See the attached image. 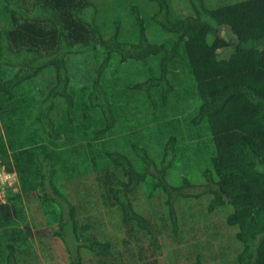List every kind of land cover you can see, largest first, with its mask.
I'll return each instance as SVG.
<instances>
[{
    "label": "trees",
    "instance_id": "obj_1",
    "mask_svg": "<svg viewBox=\"0 0 264 264\" xmlns=\"http://www.w3.org/2000/svg\"><path fill=\"white\" fill-rule=\"evenodd\" d=\"M213 1L208 7L205 0H187L182 14L168 0H117L116 13L109 14L111 0H0V166L16 171L22 197L29 195L31 179L38 182L35 200L46 203L56 226L48 232L68 264H149V253L168 252L172 240L181 244L184 224L194 238L219 239L218 227L207 222L217 219V225L235 229V264H264V0ZM124 65L146 75L132 89L144 93L156 113H165L171 96L177 102L188 93L198 98L191 126L205 124L208 140L192 149L195 154L184 157L171 132L158 162L137 132L129 146L138 168L121 150L94 152L81 165L41 153L45 144L69 142L67 133L75 129L95 145L114 130L121 122L115 100L131 86L103 82ZM174 66L187 75L181 87L170 81ZM80 100L91 110L83 128L73 117ZM45 104L50 107L40 112ZM99 121L106 124L94 131ZM63 168L76 170L73 178L92 172L99 196L62 193L52 177ZM146 183L158 196L141 213L128 196ZM5 193L0 224L22 199L10 189ZM99 207L97 217L90 214ZM178 208L185 213L181 220ZM17 239L0 241V264H19ZM184 248L188 253L180 249L179 256L170 251L172 263L203 264Z\"/></svg>",
    "mask_w": 264,
    "mask_h": 264
},
{
    "label": "rangeland",
    "instance_id": "obj_2",
    "mask_svg": "<svg viewBox=\"0 0 264 264\" xmlns=\"http://www.w3.org/2000/svg\"><path fill=\"white\" fill-rule=\"evenodd\" d=\"M92 1L94 3H99L97 5H101L100 2L103 0ZM168 2L172 6L173 11L175 5H177L178 7L180 6V9H182V11H180L182 14L187 12L189 5L187 0H168ZM116 3L117 0H111L109 14L116 13ZM205 3L208 7H213L217 2L213 0H205ZM137 4L139 5L138 9L142 11L145 3L142 2ZM151 7L152 10L155 9L153 4ZM124 9L125 11L129 10L127 6H125ZM126 19L127 18L123 17V20ZM2 24L4 25L5 23L2 22ZM123 68L124 70L120 71V69ZM171 70L172 75L169 76H171L170 81L172 85L181 87L185 83L184 80L187 79L184 69H181V66H174L173 68L171 67ZM145 79L146 75H143V71L141 73V69L128 65L120 66L116 75H112L111 73L107 75V80L105 79L103 82L104 85L112 83V81H117L120 85H128L126 84L128 82L131 87L126 88L124 92H120L119 95L122 97H118L117 100H115V103H117L116 110L121 117V122L118 125H114V128H112L114 130L109 129V132L103 133L101 139L99 140V144L95 145L94 142L90 140L91 137L88 134H85L83 129H75L72 130V132L67 133L69 139L66 140H69V142H62L59 145L54 146H51V144H45L41 153L50 154L55 159L60 158L62 160L63 157L73 159L81 165L82 159L84 157L90 159L94 152L98 153L100 150L103 152L121 150L125 156L133 161V165L138 168L142 164L137 162L139 159L131 152L129 144L132 143L131 140L135 139L136 141L135 136L137 135V132H139L138 136L140 137H138V140L140 142L144 139V143L148 148L147 152L153 161H159L162 155V142L167 139L170 134L178 135L179 141L177 145L180 152L182 151V155L184 157L195 154L192 149H194L197 145L199 146V144L204 140H208L205 124L200 125L198 128H192L191 126L192 120L196 114V109L199 105L198 98L194 94L191 95V93H188L185 94V97H179L178 99L181 102L178 101V103L175 99L177 95L171 96L173 98L170 103L171 106L167 108L165 113H156L155 107L149 105V100L145 94L132 89L133 85L143 82ZM117 89L119 88L117 87ZM80 101L81 105L78 103L73 105L76 111V113L73 114V117L75 116V122L80 124V127L83 128L82 123L86 122L89 117L91 118V115H86V112L91 110L87 102L85 103L82 100ZM98 101L102 102L103 98L99 96ZM120 101L123 102L122 105H120ZM82 104H87V106L83 109H78L79 107H83ZM49 107L50 106H46L45 104L40 112H46ZM59 113H62V109ZM63 117L67 116L63 114ZM55 121H57V119H55ZM105 124V122L100 123L99 121L98 124H94L96 127H94L93 130L97 131L102 129ZM160 129H162L165 134L163 139L160 136ZM169 132L171 133L169 134ZM128 134L133 135V137L128 139ZM197 136H200L199 139ZM92 139H94V136ZM11 152L12 151L8 149V156H10ZM24 154L25 153L23 152V155ZM24 156L28 157V155ZM52 161L53 160H51V162ZM9 162L11 166L14 167L13 159H9ZM3 165L4 166H0V202H5V190L7 189H10L13 195L22 197L24 186L22 183L20 184L16 171L13 170L12 173L6 172L5 169L7 168L5 164ZM75 173L76 170L71 168L59 169L52 179L57 185V188L65 195L72 196L73 194L78 193L81 197L92 196V194L99 196V190L97 187V183H99V181L94 179L92 172L87 176H75V178H73ZM32 175L34 177L36 176L35 173H32ZM172 176H174V173L171 175V181L174 182V177ZM37 184L38 182L36 180L31 179L29 182V186L31 188L28 192L29 195L22 197L21 200L17 199V201L19 200L20 202L19 204L10 205L11 210L9 218L5 219L3 224H0V241L5 240L6 242H10L12 239L20 237L17 239L18 243L16 246L20 256H17V258H19V264H68V255L65 251H63L59 241L53 237L52 233L54 232H48L56 229V226L54 225L50 214L47 213L46 203L35 200L36 196L38 197V193L35 188ZM153 187L154 186L151 184L146 183L141 185L139 188H136L133 193H130L128 196L129 201L132 202L135 211L143 213L148 204L154 203L155 198H153V194L158 196V193L150 194L151 191H153ZM200 201L201 200H196L194 203H198ZM98 203L101 204V202ZM100 207L93 213L91 211L90 214L96 216L95 213H101ZM176 213L178 219L180 220L183 216H185L184 210L182 209L178 208ZM217 220H209L207 222H209L212 226L218 227L219 235L221 233V237L219 239L211 241V239H208L206 236H197L194 238V236H192L193 232L189 230V227L187 226L188 224H184L180 226V231L182 233L180 240L183 239L181 242L182 245L177 244L174 240H172L169 242L171 245L167 247L168 252L162 253L158 251L155 256H152V254L149 253V257L145 259V262L149 264H174L170 261V251H176L179 256L181 253L177 250H184V247L188 246L189 251L198 255L203 264H235L234 259L236 252L239 250V243H237L233 238L235 229H225V227L217 225L218 223H221ZM201 222L202 221H199V223ZM207 222L205 221L204 224ZM170 225L169 221L165 224L162 235L167 234ZM5 230L7 231L6 234ZM21 238L26 241H22ZM227 238H229L230 241H228ZM168 240H170V238ZM207 245H210L212 248H209ZM184 252L186 253L183 254L188 253L187 250H184ZM132 253V256L135 259L140 257L136 246L132 250ZM124 260L126 259L124 258ZM175 264H185V261H176Z\"/></svg>",
    "mask_w": 264,
    "mask_h": 264
}]
</instances>
